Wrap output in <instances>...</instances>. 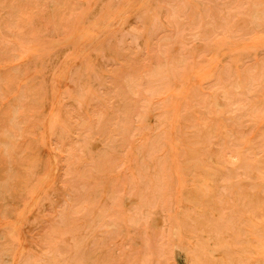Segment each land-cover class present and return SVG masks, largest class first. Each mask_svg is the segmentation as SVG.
<instances>
[{"label": "rangeland", "instance_id": "374dc122", "mask_svg": "<svg viewBox=\"0 0 264 264\" xmlns=\"http://www.w3.org/2000/svg\"><path fill=\"white\" fill-rule=\"evenodd\" d=\"M0 264H264V0H0Z\"/></svg>", "mask_w": 264, "mask_h": 264}]
</instances>
